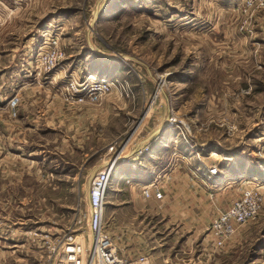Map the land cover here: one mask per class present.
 <instances>
[{
  "label": "rangeland",
  "instance_id": "obj_1",
  "mask_svg": "<svg viewBox=\"0 0 264 264\" xmlns=\"http://www.w3.org/2000/svg\"><path fill=\"white\" fill-rule=\"evenodd\" d=\"M103 80L118 87L71 98V83ZM152 131L162 139L143 145ZM145 148L156 158L117 163L106 195L105 229L122 255L264 264V206L223 250L210 235L243 190L264 195V9L247 0H0V264H61L66 234L85 242L92 264L91 170ZM170 169L191 172L209 198L195 204L187 181L169 186L164 202L143 201V188ZM124 200L119 225L131 232L117 239L108 215Z\"/></svg>",
  "mask_w": 264,
  "mask_h": 264
},
{
  "label": "built area",
  "instance_id": "obj_2",
  "mask_svg": "<svg viewBox=\"0 0 264 264\" xmlns=\"http://www.w3.org/2000/svg\"><path fill=\"white\" fill-rule=\"evenodd\" d=\"M247 4L255 10L264 9V0H247ZM54 42V41H53ZM56 45V42L53 43ZM54 62H52L53 64ZM95 83V84H94ZM81 81L71 83V98L76 102L85 101L87 92L93 94L107 93L114 89L116 84L111 81ZM21 98L16 95L11 98L10 109L17 115V108ZM146 150L148 148H145ZM141 153H143L141 151ZM120 158V153L105 165L93 178L90 188V212L89 219V241L91 243V261L93 264H153L148 255H140L136 258H126L120 252L119 247L106 232L105 223V202L106 195L114 173L115 165ZM211 173H217V169L212 168ZM143 195L162 199L163 192L157 185L149 184L142 191ZM264 206V195L259 187H250L243 190L242 194L233 200L230 207L219 213L212 221L210 234L217 249L223 250L228 240L233 238L240 227L256 219ZM77 235L66 234L61 241V248L57 253L61 255V264H88L85 259V242L77 241Z\"/></svg>",
  "mask_w": 264,
  "mask_h": 264
},
{
  "label": "crops",
  "instance_id": "obj_3",
  "mask_svg": "<svg viewBox=\"0 0 264 264\" xmlns=\"http://www.w3.org/2000/svg\"><path fill=\"white\" fill-rule=\"evenodd\" d=\"M82 106H89V105H81V108H84V107H82ZM78 108H80V105L79 106H77ZM75 116L76 117H78V120L79 119H82L83 118V112H75ZM78 124L79 123H76L75 125L76 126H78ZM79 132H81L78 128L75 130V135L77 136V135H79ZM166 138V137H165ZM162 139V137L161 136H159V134L156 132L155 133V131H152L151 133H148V135H146V137L142 140V143H143V145H145L146 144V146H149L150 144H152V142L155 140V141H157V140H161ZM164 144H165V142H163ZM150 149L148 148L147 150L146 149H143L142 150V152L144 153V155L142 154H137L136 152H135V149L134 150H132V151H130L127 155H125L124 156V153H123V158L122 157H120V158H118L119 160H118V162L117 163H120V162H131V159L133 160L134 158H136V157H146V156H149V157H151V158H156L155 156L156 155H154L153 153L154 152H152V153H149L150 151H149ZM152 150V149H151ZM145 151H149L148 153V155H145V154H147V152L145 153ZM121 156H122V154H121ZM111 159V158H110ZM110 159L108 160V162L110 161ZM107 162V163H108ZM151 161H149V163H150ZM107 163L105 164V165H107ZM105 165H103V167L105 166ZM102 166H101V164H97V166H95L94 168H92V170H91V172H93V174H92V177L94 176V175H96L102 168H103ZM125 168V171H129V169L126 167V166H124V167H122V169L121 170H119V172H121V174H123L124 173V169ZM116 169V165H115V168H114V170ZM126 169H128V170H126ZM164 172V171H163ZM162 172V174H161V172H159L160 174H161V179L159 180V177H160V174H157V181L159 182V183H157V186L161 189V191L163 192V195H164V197L162 198V199H158V198H156L155 197V195H153V194H151L150 195V197H146V196H144V195H142V197H143V201H145V202H147V201H152V200H162L163 202L165 201V198H167L168 196L170 197V195H172V194H170V188H169V186H171V188L173 187L174 188V190H176V188L175 187H177V189L181 186L179 183H181L182 185H183V183L185 184L187 181H188V191H187V197H189L190 199H194V203L195 204H198L199 202L196 200V199H198V197H197V195L198 194H200L201 196H203L205 199H208L209 197V192L207 191V190H203V188H200L199 186H197L196 185V183L195 182H192L191 183V179H192V177H191V172H186V173H181L180 171L178 172V174H177V171L175 172L174 171V169L173 170H169V171H167L166 173H163ZM175 173V174H174ZM150 184H153V183H151L150 182ZM116 190V192H118L117 191V189H115ZM178 196H180V193H179V190H177L176 192H175V195L172 197L174 200L176 199V201H177V197ZM194 197V198H193ZM126 202H128V201H126V200H124L123 202L121 201L120 203H112L113 204V206H111L110 208H111V211H109V214L110 215H108L110 218V228H112L111 229V231H113V232H110L111 234L113 233V235H115L116 237H117V239L119 238V237H121V236H125L127 233H129V232H131L130 230H127V227H124V230H123V232L124 233H122V229L123 228H121L120 227V225H119V223H120V220H122L121 218H120V216H121V214H123V213H125L126 212V208H125V203ZM227 210V209H226ZM89 212H90V206H89V209L87 210V216H88V214H89ZM221 212H223V211H219V213H221ZM218 213V214H219ZM217 214V215H218ZM216 215V216H217ZM215 216V217H216ZM109 228V229H110ZM127 232V233H126ZM130 235V234H129ZM211 235V234H210ZM230 240H232V238L230 239ZM230 240H228L227 241V243L230 241ZM226 243V244H227ZM212 244H213V246L215 247V245H214V242H213V239H212ZM120 245V244H119ZM124 251V250H123ZM125 257H128L127 255H125V254H123ZM130 257H132L131 255H129ZM129 257V258H130ZM215 258V257H214Z\"/></svg>",
  "mask_w": 264,
  "mask_h": 264
},
{
  "label": "bare ground",
  "instance_id": "obj_4",
  "mask_svg": "<svg viewBox=\"0 0 264 264\" xmlns=\"http://www.w3.org/2000/svg\"><path fill=\"white\" fill-rule=\"evenodd\" d=\"M93 264V263H92Z\"/></svg>",
  "mask_w": 264,
  "mask_h": 264
}]
</instances>
